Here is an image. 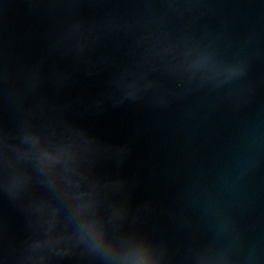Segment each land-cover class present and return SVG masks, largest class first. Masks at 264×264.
<instances>
[{"label":"water","instance_id":"1","mask_svg":"<svg viewBox=\"0 0 264 264\" xmlns=\"http://www.w3.org/2000/svg\"><path fill=\"white\" fill-rule=\"evenodd\" d=\"M0 264H264V0H0Z\"/></svg>","mask_w":264,"mask_h":264}]
</instances>
